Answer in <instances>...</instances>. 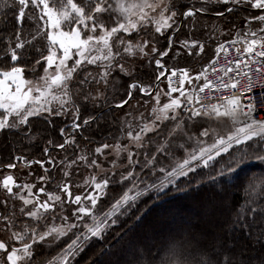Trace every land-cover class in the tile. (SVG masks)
Instances as JSON below:
<instances>
[{
  "label": "snow or ice",
  "instance_id": "snow-or-ice-1",
  "mask_svg": "<svg viewBox=\"0 0 264 264\" xmlns=\"http://www.w3.org/2000/svg\"><path fill=\"white\" fill-rule=\"evenodd\" d=\"M200 2L202 5L200 8H186L181 13L177 11L174 0H82V3L76 0H0V19L5 24L8 22V13L15 10L14 19L17 25H22L26 17L34 25L29 33V39H23V29L17 28L14 46L11 36L3 38L2 41L6 47L0 52V131L7 129L20 132L29 125L31 117L41 116L43 113H48L50 116L67 115L73 107L76 115L71 127L79 128L80 125L75 123L79 119V104L75 97H82L84 102L89 100L95 102L101 98L106 100L105 92L114 72L118 70L127 76L132 75L123 62L125 56L138 57L141 60L147 58L149 62H152L153 57L159 56L160 59L154 60L157 69L155 83L158 86L162 79L167 80L166 91L138 81L129 84L127 98L121 99L115 106L122 108L127 105L133 97V89H138L141 94L148 95L155 101L150 113L154 118L151 121L152 126L141 120V124L138 125L139 130L135 131L129 123L126 132L129 144H121L117 138L114 145L105 143L95 148V153L98 155L103 154L104 149L112 148L118 158L122 153L127 152V166L124 172L119 173L118 181L121 186L128 182L126 190L106 206L107 210H102L99 205L107 196L110 183L115 181L117 175L115 160L111 162L114 167L110 171L105 170L96 158L89 161L88 156L84 154L78 155L75 160L65 158L66 163L61 161L65 163V168L83 161L89 168H99L101 172L106 173L101 179L96 175L86 178L84 184L89 185L91 190L85 187L84 191L78 194L73 193V185L70 181L57 185L58 193L48 191L43 185L36 188L35 184H20L11 174L3 177L0 187L7 193V197L0 203L7 206L8 197L20 200L22 206L19 213L28 219L21 221L17 226L15 212L0 216L11 232L9 239L19 244V246H11L9 250V245L0 240V251L6 253V259H0V264H29L30 258L34 256L35 244L46 241L55 244L69 234H71L70 240L50 264H73L78 253L83 251L93 238L102 239L113 225L120 222L121 216L129 214L128 209L134 207L145 193L155 191L159 194L169 185L177 184L179 178L186 177L199 168L207 169L209 182L217 185L223 192L229 186L227 181L250 154L256 160L264 162V104L261 105L257 118L254 116L257 109L251 101L246 103V97L242 93L236 94L237 78L246 75L242 69L250 67L249 61L259 64L260 58H264V12L246 18L244 31L237 30L231 39L217 43L216 52L204 65L203 71L189 74L186 68L169 69L163 62V57L168 55L173 41L170 37L169 48L160 51L155 34L163 35L171 30L180 15L187 19L196 13L210 11L206 5L212 0H200ZM224 2L264 10V0H224ZM232 10L227 9L229 12ZM223 14L217 13L220 16ZM253 22L259 27L253 28ZM134 35L140 38L133 40ZM149 46H151L150 51ZM182 47L188 49L189 56L200 54L195 51L197 47L200 52L203 51V45L197 41H192L191 45L188 41H184ZM230 49L235 51L237 56L227 62V67L219 68L223 75L218 79L230 81L229 84L224 85V88L230 87L233 95L222 97L209 108H205L206 102H201L198 96L194 98V93L202 92L207 87H211L213 93L219 90L212 81L206 79V71L210 65L218 61L221 52L227 54ZM34 56L38 58L34 59L29 68L27 60L33 59ZM21 60L25 62L20 63ZM85 65H97L100 70L99 76L87 72L83 79L78 80L79 86L74 92L73 83L77 81L80 73L85 71ZM41 67L43 74L37 75ZM28 71L33 73L32 79L25 78ZM232 72L236 73V77L230 75ZM89 77L92 79L90 80ZM202 78H204L203 83H194L201 81ZM92 81L97 85L103 82L105 91L97 90L95 95L91 91L86 92L84 85ZM113 91H115L114 87ZM174 93L179 95L174 96ZM162 95L168 97V101L163 104H161ZM196 104L200 107H195ZM180 109L183 110V115L178 111ZM213 115L217 119L228 118L234 130L226 135L213 134L211 142L208 143L200 139L210 136V129L204 128L191 148L186 146V142L177 144L166 141L149 154L147 149L155 141L146 140L145 137L148 132L160 128L165 121L175 122V130L181 128L185 120L193 121L198 117L211 118ZM142 117L143 113H141ZM84 123L87 124L88 120ZM60 133L64 136L65 129L61 128ZM121 135H124V128L121 129ZM171 135L170 132L169 136ZM192 140L193 136L187 135V141ZM74 143V137H65L64 143L56 147L65 149L66 146ZM129 145L134 146L135 151L130 150ZM141 149L145 150L143 160L133 159L134 156L139 157ZM181 150L183 154L176 158V153ZM44 152L47 154L49 149L46 147ZM161 154L173 158L174 166L162 164L157 167L158 156ZM15 159L19 161L24 158L16 156ZM25 163L28 165L39 163L44 167L45 163L54 165L55 160L49 157L47 162L39 160L25 161ZM15 166L14 163L6 165L9 169ZM137 167L139 172L136 171ZM47 170L45 168V171ZM29 175L32 173L30 172ZM63 175L68 177L70 172L65 170ZM48 179L50 178L45 176L38 177L41 182H46ZM245 182L248 183L253 196L259 197L264 194V187H260L258 192L250 181ZM75 187L81 185L77 184ZM41 197L46 198L41 199ZM249 204L251 205L249 215L254 217L258 211L264 213V205L258 204L255 198L250 199ZM68 205H74L70 214L67 211ZM225 206L228 207L227 202ZM57 220L60 222L57 223ZM195 244L199 248L198 240ZM105 254L110 253L106 250L101 253V255ZM205 255L208 254L205 252ZM196 264H221V262L201 257ZM224 264H227V259ZM261 264H264V261Z\"/></svg>",
  "mask_w": 264,
  "mask_h": 264
},
{
  "label": "trees",
  "instance_id": "trees-1",
  "mask_svg": "<svg viewBox=\"0 0 264 264\" xmlns=\"http://www.w3.org/2000/svg\"><path fill=\"white\" fill-rule=\"evenodd\" d=\"M76 2L82 3V0H76ZM229 7H232L233 10L225 13L226 9ZM186 8H190V6H181L178 12L182 13ZM249 8L251 7L223 4L219 5L214 12H199L194 16L205 19H213L218 17V12H222L224 13L223 16L227 18L226 21L230 25L233 26L237 24L240 26V24L244 25L246 22H244L243 19L245 14L253 16L260 15L262 13L259 10ZM251 11H253L252 13L254 14H250L249 12ZM14 15L15 10L8 13V22L6 24L2 19H0V52H3L6 47V45L2 42L5 37L11 36L14 46L16 42L15 32L17 28L23 29V39L30 38L29 33L31 28L34 26L32 22L26 17L22 25H17ZM181 16L182 15L178 16V22L180 21ZM254 25L258 24L253 22V28L256 27H254ZM182 26L183 22L181 24V27ZM241 27L242 26H240L238 30L241 31ZM236 31L226 40L231 39L236 34ZM178 32L179 29L174 31V36H176ZM161 41L163 42L165 48H168V39L165 40L164 38V40ZM218 42V40H215L213 44L209 46L211 48H204L199 58L197 57L194 59L193 56H189L188 53L185 54L184 57H187V59H182L181 63L189 66L180 67L190 69L192 67L191 63L193 60L196 61V64L193 67L197 68L201 65L204 67V63H207L213 57L215 47ZM166 57L167 56L163 57V59L165 60ZM36 58H38V56H34L33 59L27 60L29 68H31L34 59ZM189 58H191L192 61L188 64ZM24 62V60L20 61V63ZM164 63L169 69L175 66L174 64H171L169 60L164 61ZM134 66L136 74L130 77L119 74V76H123L125 78L120 80L121 83L115 91L111 89L110 96H108L110 100L126 99L125 93L127 92L128 84L133 81H138L144 85L149 82L151 85H154L156 75L154 71H157L154 63L151 62V69L143 62H137ZM42 70V67L39 68L37 75H39ZM117 74L118 72L116 71L113 76L117 77ZM25 78H33V73L31 71L26 72ZM134 91L135 93L140 94L138 96H148L141 94L138 89H135ZM111 106L106 107L107 109L100 108L97 110H93L86 105L79 107V119L76 120L75 123L78 121L82 122L83 120H88V123L85 124L83 121L82 123L84 125L81 123V127L76 129L66 126L68 122H66V120H61L62 117L60 116L51 117V119L45 118L44 116H37L30 118L29 125H27L23 131L17 132L15 130H4L0 132V174L8 171L9 168H7L6 165L13 163L16 156H21L27 161H35L44 160V149L46 147L49 149L48 153L62 152L64 149H60L56 147V145L64 143L65 137L67 135L71 136L70 133H72V130H74L73 132L78 130V134L74 136L76 144H81L82 141L83 144L86 143L98 147L105 142L110 144L113 142L112 139L119 133V125L116 119L117 110ZM61 128L65 129L64 136L60 133ZM20 163L24 164V162ZM20 165L21 164L17 163L15 169H17ZM49 166L51 167L50 169ZM52 166L53 164H45V168H48V170L44 171L38 163H32L31 165L27 164V167L24 169L36 171L37 176L33 174L30 182L26 183L35 184L36 188L43 185L46 186L48 191H56L59 193L57 186L52 187V185L54 183L56 184L58 181V178L54 175L55 168H52ZM34 168H36V170ZM245 170L246 167L239 168L235 171L236 175H233L232 178L227 181V185L229 186L226 188L235 186V189L232 190V194H225L226 200L224 202H227L228 207L223 208V212L221 211L216 213V218L211 215L206 218V220L210 222L208 224L216 227L217 233L214 234V237L211 233L208 236H202V240H200L199 236L206 232L208 224L204 222H194V225L189 227L190 230H188V232L184 231V233H178V235H176V232L172 233L169 228H167L165 232H163V229H159L158 234H160V236L157 239H154L153 243L149 245L146 244V236L150 234L151 225L155 223L154 218L157 216H154V214H157L155 212L158 210V207H161V209L163 207H170L175 204V202L187 200L189 198L190 200H194V198L199 197L200 194H204L206 192L211 194V190L214 189L210 186L213 185L211 183L202 185L203 180L201 179L209 177V175L201 178H180L177 184L168 186L160 194L155 195L153 193H149L148 196L141 197L136 202L134 207H130L128 209L129 214L127 216H121L120 222L113 225L105 233L102 239L93 238V240L86 247H84L83 251L78 253L73 261V264H196L201 257H204L205 259L210 258L213 261L219 260L221 264H224L226 259L227 264H261V262L264 261V219H262L264 213L258 211L254 217L249 215L251 208L249 200L255 198L258 204L264 205V194H261L259 197L253 196L248 183L245 181H250L256 187L258 192L260 187H264V184H262L263 180H260L259 177H251L250 173H253L255 169H251L249 175H245ZM256 172L258 174H262L264 172V166L256 168ZM23 174L26 175V172ZM44 175L50 179L46 182L39 181L38 177ZM17 182L23 184L20 180V176L17 178ZM196 184H199V186L190 190V192H193L194 195H188L186 193H181L179 195L175 194L177 190L180 191L182 188L194 186ZM109 186H111L113 192H116L111 184ZM35 190L36 189H34V191ZM108 194L109 193H107L105 198H108ZM5 195L6 192L2 187H0V201H3L6 198ZM41 199H45V197H41ZM217 199L218 200H216V202L219 204L221 202L219 199L221 198L218 197ZM112 200L107 205H109ZM194 202L201 205L202 199H199V201L194 200ZM21 206V201L17 199H14L11 204L9 202L7 206L0 203V216H7L11 212H15L17 226H19L21 221L27 220L26 217L24 218L19 213ZM229 209H231V211H229ZM146 220L148 221L146 224L150 225V229L147 227L140 231V221L144 222ZM0 224L6 225V222L0 219ZM245 225H247V227H245ZM138 228L140 229L137 230ZM3 238L7 239L6 237ZM197 240H200L199 248H197L195 244V241ZM7 241L8 245H16L12 242L13 240L7 239ZM130 245L141 246L140 251H138L132 259L125 256L122 252L125 246ZM201 249L203 251H201ZM105 250L110 254L101 255V253L105 252ZM205 252L208 255H205Z\"/></svg>",
  "mask_w": 264,
  "mask_h": 264
},
{
  "label": "rangeland",
  "instance_id": "rangeland-1",
  "mask_svg": "<svg viewBox=\"0 0 264 264\" xmlns=\"http://www.w3.org/2000/svg\"><path fill=\"white\" fill-rule=\"evenodd\" d=\"M174 3H175L177 11L180 9L181 6H184V5L190 6V7H195V8L196 7L200 8L202 6L200 0H174ZM223 4H229L231 6H236L230 2L225 3L224 0H212V2L206 6L209 7V9H210L209 12H214V11H216V8L219 7V5H223ZM240 6H248V5H240ZM249 9H252V8H249ZM252 12L253 11H251L249 13L254 14ZM217 16L218 17H215L213 19H205V18H201L198 16H190L187 19L182 20V22H183L182 27L180 25V21L178 22V17H177L176 23L171 30L166 31L163 35L155 34L156 40H157V47L160 51H164L165 49L169 48V38L170 37L172 38V41H173L171 50H170L169 54L167 55L166 59L165 60L163 59V62L166 60H169L171 62V64L175 65V66H173V68H181L180 66H189L187 64L181 63L182 59H187V57H184V55L188 53V49L186 47H182V42L188 41L189 45H191L192 41H197L199 44L203 45V49L204 48H211L209 46H211L215 40H218L219 41L218 43H223V41L226 40L229 36H231L236 30H238L240 28V26H242L241 31L245 30V24L244 25L240 24V26L235 24L232 26L226 21L227 18L225 16H223V15H222L223 17H221L220 15H217ZM228 16H230V15H228ZM243 17H244L243 19L245 22L246 18L251 17V15L249 16V15L245 14ZM179 25H180V27H179ZM255 26L259 27V25H254V27ZM178 29H179V32L177 33L176 36H174L173 32L178 30ZM139 38L140 37H137L135 35L133 36V40H136ZM164 38H165V40L168 39V48H165L163 42L161 41V40H164ZM148 50L149 51L151 50V46H149ZM178 51H179V55H177ZM195 51L196 52L199 51L200 54L199 55H191V56H193L194 59L197 57L199 58L202 54V52H200V49L198 47L195 49ZM215 51H216V47H215ZM155 59H160V57L159 56L153 57L152 63H154ZM191 61H192V59L189 58L188 64ZM123 62L125 64L126 69L129 72H131L132 75L136 74L134 65L137 62L138 63L143 62L144 64L148 65V67L151 66V62H149L147 58L141 60L138 57L132 58V57L125 56ZM177 62H178V64H177ZM195 64H196V61L193 60L191 63L192 67L190 69H188L189 74H194L195 72H200V71L204 70V67L202 65L200 67H197V68L193 67ZM204 64H207V63L205 62ZM154 65H155V63H154ZM86 68H88V69H86ZM85 69H86V71L85 72L82 71L80 73V76L77 79V81L73 83V91L74 92H75L76 88L79 86L78 80L83 79L87 72L92 73L96 77L99 76L100 70H99L97 65H85ZM150 69H151V67H150ZM117 72H118L117 77L112 76L109 79V87L107 88V90L105 92L106 100L104 98H101L95 102H93L92 100H89L88 102H84L82 97H75V99L77 100V102L79 104V107L86 105L87 107L92 108L93 110H97L100 108L107 109L106 107L112 105L111 107H113V108H115V110H117L116 119H117L118 125H119V133H118V135H116L112 139V141L114 143L111 142L109 145H114L116 143L117 138H119L121 144H129L128 138L126 136L128 124L129 123L131 124L133 130L138 131L139 130L138 125L141 124V120H143V122H145V123H149V126L151 127L152 126L151 121L154 119L153 117L150 116V113L152 111L153 104H155V101L152 100L149 96H147V97H145L143 95L138 96L140 94L135 93V91H134L135 89H133L132 99L129 101V103L127 105L123 106L122 108H117L115 106L117 103H119L120 100L117 99V100L112 101L108 98V96H110L111 89H113V87H114V89L116 90L118 88V85L121 83L120 80L122 78H125L123 76H119V74L120 75H125V74L120 73L118 70H117ZM154 72L156 73L157 71L155 70ZM42 74H43V70L41 71V73L39 75H42ZM113 75H115V72L113 73ZM125 76L130 77L127 75H125ZM30 79H32V78H30ZM89 79L91 80L92 78L89 77ZM133 82H135V81H133ZM133 82H131V83H133ZM131 83H129V84H131ZM194 83L200 84L201 81H195ZM149 84H150L149 82L146 83V85H149ZM154 85H155V83H154ZM154 85H153V87H154ZM156 87H159V88L164 89L166 91L167 80L162 79V82L160 83V85H158V86L156 85ZM84 89L86 92L91 91L92 94L95 95L97 90L105 91V86H104L103 82H101L99 85H97L94 81H92L90 84L84 85ZM173 95L178 96L179 93H174ZM125 96L127 98V92L125 93ZM167 101H168V97L162 95L161 96V104L166 103ZM75 111H76L75 107H73L72 110L67 113V115H60V117H62L61 120H66V122H68L66 124V126L71 127V125L73 124L74 117L76 115ZM141 113H143L142 118H141ZM126 114H128V115H126ZM181 115H183V114H181ZM41 116H44L45 118H49V119H51V117H58V116H50L48 113H43ZM83 121L85 122V120H83ZM82 122H79V121L77 122L80 125V127H81ZM155 123L159 124L160 121H155ZM193 125H196V126L193 127ZM237 126H239V125H237ZM122 128H124V135L123 136L119 135V134H121ZM174 128H175V122L165 121L163 124H161L160 128L155 129L154 131L147 133L145 139L155 141V143L149 145V147L147 149L149 151V154H151V152L155 151L156 147H159L161 144H164L166 141H173L177 144L182 143V142H186V146L191 148L194 145L196 138L199 137L200 131H202L204 128L210 129V136L209 137H200V139H204L208 143L211 142V138H212L213 134L218 133V134L226 135L229 131L234 130L232 123L228 118L217 119V118H215L214 115L211 118H209V117H198L193 121L185 120V122L181 126V128L175 129V130H174ZM73 131L74 130H72L71 131L72 133H70L71 136L67 135L66 137H74L76 134H78V130H76L75 132H73ZM0 132H2V131H0ZM170 132L172 133L171 136H169ZM187 135H192L193 140L187 141ZM75 144L76 143L69 144L66 147V149H64L62 152H50V153H47L48 155L45 154L43 161L47 162L49 157H51L55 160V164L52 166V168H55L54 175L56 178H58V181L56 184L54 183L52 185V187H56L57 185L61 184L62 182H69L70 181L71 184L73 185V187H72L73 193L78 194L80 192H83L85 187H88L89 190H91L89 185L84 184V181L86 178H89L92 175H96L98 179H101L106 174L104 172H101V170L99 168H89L87 166V164L83 161H78L76 165H73L70 168H65V163H66L65 158H68L69 160H75L78 155L84 154V155L88 156L89 161L92 158H96L98 160V162L102 165V167L105 170H109V171L112 170L114 167L111 162L113 160H115L116 161L115 171L117 172V175L115 177V181H113L110 184L116 190V192L115 191L113 192V190L111 189V186H109L107 189V193H109L108 198L104 197L102 199V202L99 205V207L102 210H107L106 205L112 199H113L112 200V202H113L114 199L119 198L123 194V191L126 190L128 182H126L124 186H121L118 183V181H119V173L124 172L125 166H127V152L122 153L121 156L118 158L115 155L113 149L108 148V149L103 150V154L98 155L95 153V148L98 146L89 145L86 143L83 144V141L81 142V144H76V145ZM99 146H101V145H99ZM129 147H130V150L135 151L134 146L129 145ZM144 151H145L144 149H141L139 157L134 156L133 159L139 158L142 161L144 158L143 157ZM182 154H183V150L176 153V158H179ZM225 158H227V157H225ZM24 159L17 161L14 158L13 163L16 166H17V163H19L21 165L17 169H15L16 168V166H15V168L8 169V171H6L5 173L0 174V181H2V179L5 175H9V174L13 175L16 178V180L20 176V180L22 183L30 182V179H31L33 174H35V176H37L36 171L24 169L27 167V164L25 163L26 159L25 160ZM35 161H39V160H35ZM61 161H65V163H62ZM20 162H24V164H22ZM45 164H48V163H45ZM162 164H168V165L174 166L173 158L165 157L162 154L159 155L157 167H160ZM263 166H264V162L256 160L254 158V156L250 154L249 157L246 158L245 162L243 164H241L236 170H238L239 168H242V167H246V170H245L246 174L245 175H249L251 169H255V171L253 173H250L251 177L252 178L253 177H256V178L259 177L260 180L264 181V172L262 174H258L256 172V168L263 167ZM50 168L51 167L49 166V169ZM34 169L36 170V168H34ZM42 170L45 171V166L42 167ZM65 170L70 172V175L68 177H65L63 175V172ZM169 170H170V168H169ZM136 171L139 172V167L136 168ZM24 172H26V175L23 174ZM30 172L32 173V175H29ZM208 175H209V173H208L207 169L199 168V169H196V171H194V172H190L188 174V176L181 177V179H184L187 177L201 178V177H205ZM233 175H236V173H234ZM201 180H203L202 185H207L208 183H210L208 177L203 178ZM197 182H199V181H197ZM77 184L81 185V187H75V185H77ZM198 186H199V184L182 188L180 191L177 190L175 192V194L179 195L181 193H186L188 195L189 194L194 195V193L190 192V190L195 189ZM210 186L214 188L211 190V194L206 192L204 194H200L199 197L194 198V200H196V201H199V199H202L201 205H199L198 203H195L193 199L190 200V198H189L187 200H180L178 202H175V204L171 205L170 207H166V208L163 207L162 209H161V207H158L157 208L158 210L155 212L157 214H154V216H157V217L156 218L153 217L155 219V221H154L155 223H153L151 225L150 234H148L146 236V241H145L146 244L149 245V244L153 243V240L157 239L160 236V234H158L159 229H163L164 230L163 232H165V230L167 228H169V230L172 233L176 232V235H178V233L182 234V233H184V231L188 232V230H190L189 227L193 226L194 222H199V223L204 222L207 224L210 223L208 220H206V218L209 215L216 218V213L221 212L223 210V208H226L225 202H224L226 200L225 196L232 194L233 193L232 190L235 189V186H232L230 188H226V190L223 192L220 191V189L217 185H210ZM149 193H153V194L157 195V193L155 191H152ZM149 193H145L142 197L148 196ZM160 193H162V192H160ZM5 196L7 197V193ZM218 197L221 198V199H219L221 201L219 204H218V202H216V200H218L217 199ZM8 200H9L10 204L12 201H14V199H12L11 197H8ZM73 207H74V205H68L67 206V211L69 214L71 213V209ZM59 222L60 221L57 220V223H59ZM147 222H148L147 220L144 222L140 221L139 226L141 229L138 228L137 230L140 229V231H141L142 229L147 228V227L150 229V225L146 224ZM208 225H207L206 232L199 236L200 240H202V236L203 237L208 236L209 234L212 233V236L214 237V234L217 233L215 226H212L210 224H208ZM10 235H11V232L6 228V226L4 224H0V237H6L7 239H9ZM70 238H71V234H69L68 237L62 238L58 243H55V244H51L50 241L35 244L33 247L34 256L32 258H30V264H50V262L53 261V258L57 256V254L64 247V245L70 240ZM12 242H14V244L19 246L18 242L14 241V240ZM38 248H39V250H38ZM140 249H141V246L139 247L138 245L137 246L136 245L135 246L130 245V246H125L123 248L122 252L124 253L125 256H128L130 259H132V257L135 256V254L138 253V251H140ZM97 264H100V263H97Z\"/></svg>",
  "mask_w": 264,
  "mask_h": 264
},
{
  "label": "built area",
  "instance_id": "built-area-1",
  "mask_svg": "<svg viewBox=\"0 0 264 264\" xmlns=\"http://www.w3.org/2000/svg\"><path fill=\"white\" fill-rule=\"evenodd\" d=\"M236 56L237 54L232 49H230L227 54L221 52L218 61L208 67L206 71V79L208 81H212L219 90L213 93L211 87H207L202 92L194 93V98L198 96L201 102H206L205 108H209L222 97H230L233 95L232 89L230 87L228 89L224 88V85L229 84L230 81L228 79L220 81L218 78L223 75V73L219 71V68L221 66L227 67V62L232 61L234 58H236ZM260 59L261 63L258 64L249 61L250 67L242 69L246 75H242L237 78L236 89V94L242 93L244 97H246V103L251 101V103L255 106L257 111L254 112V116L257 118L259 110H261V105L264 104V58ZM213 69L216 70L213 71ZM230 75L232 77H236L235 72H232ZM195 107L199 108L200 105L196 104Z\"/></svg>",
  "mask_w": 264,
  "mask_h": 264
},
{
  "label": "crops",
  "instance_id": "crops-1",
  "mask_svg": "<svg viewBox=\"0 0 264 264\" xmlns=\"http://www.w3.org/2000/svg\"><path fill=\"white\" fill-rule=\"evenodd\" d=\"M199 52V51H198ZM215 54V53H214ZM214 56V55H213ZM201 82H202V79H201ZM181 99H183V98H181ZM181 114H183V110L182 109H180V110H178ZM0 240H3L4 242H6L7 244H8V241H7V239H4L3 237H0ZM11 246H13V245H10L9 244V250H10V248H11ZM0 259H6V253H4V252H2V251H0ZM30 264V263H29Z\"/></svg>",
  "mask_w": 264,
  "mask_h": 264
},
{
  "label": "water",
  "instance_id": "water-1",
  "mask_svg": "<svg viewBox=\"0 0 264 264\" xmlns=\"http://www.w3.org/2000/svg\"><path fill=\"white\" fill-rule=\"evenodd\" d=\"M156 87V83H155V85H154V88Z\"/></svg>",
  "mask_w": 264,
  "mask_h": 264
}]
</instances>
